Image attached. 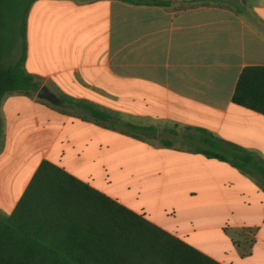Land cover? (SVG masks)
Returning a JSON list of instances; mask_svg holds the SVG:
<instances>
[{
    "label": "crops",
    "instance_id": "obj_1",
    "mask_svg": "<svg viewBox=\"0 0 264 264\" xmlns=\"http://www.w3.org/2000/svg\"><path fill=\"white\" fill-rule=\"evenodd\" d=\"M175 1L165 8L36 0L27 18L25 70L59 99L91 101L123 122L203 128L264 159V115L232 102L243 69L264 66V0L249 10L239 0ZM49 103L13 92L0 104V216L13 212L43 160L128 207L107 192L112 176L127 167L130 187L136 181L163 193L171 181L189 203L190 227L137 213L221 264H264V179Z\"/></svg>",
    "mask_w": 264,
    "mask_h": 264
},
{
    "label": "trees",
    "instance_id": "obj_2",
    "mask_svg": "<svg viewBox=\"0 0 264 264\" xmlns=\"http://www.w3.org/2000/svg\"><path fill=\"white\" fill-rule=\"evenodd\" d=\"M36 0H0L4 14L20 11L21 52L9 66L8 41L0 38V104L5 95H36L39 82L25 70L26 25ZM136 5L172 7L175 0H121ZM191 4H225L230 1L185 0ZM61 105L83 110L96 121H111L124 133L159 138L165 147L175 142L158 137V127L123 122L118 112L85 99L61 95ZM232 102L264 115V66H248L241 72ZM177 127V126H176ZM178 134L174 128L167 129ZM184 145L193 153L229 163L243 173L264 179V159L255 152L198 127H187ZM2 130L0 126V148ZM0 264H221L124 204L63 168L43 160L22 197L8 216H0Z\"/></svg>",
    "mask_w": 264,
    "mask_h": 264
},
{
    "label": "rangeland",
    "instance_id": "obj_3",
    "mask_svg": "<svg viewBox=\"0 0 264 264\" xmlns=\"http://www.w3.org/2000/svg\"><path fill=\"white\" fill-rule=\"evenodd\" d=\"M254 2L255 0H239V4L244 6L247 10L250 9ZM21 27L22 17L20 11L9 15L4 14L0 20V38H5L9 46L13 48V53L9 54L10 56L3 61L4 66L11 65L20 56ZM145 124L148 123L145 122ZM170 128L176 129L178 134H172L167 130ZM186 132V129H178L176 126H158V137L168 138L174 141L176 145L180 146L184 145V134ZM126 169L128 173H130V168L126 167ZM127 171L124 168V170L119 171L117 175L112 176V183L108 186L107 192L121 197L128 207L135 212L145 213L147 216H150L151 219L161 224L163 223L170 227L181 225L182 229L185 230L190 227L189 222L184 221L186 216L188 217L190 214L189 203L182 197H178L174 194L170 186L171 181H168L167 185L163 187V193H160L156 188H148L147 184L140 185V183L136 181H131L133 184L130 187V181H127ZM173 211L176 212L177 219L174 218ZM198 213L202 215L205 214V212L199 211Z\"/></svg>",
    "mask_w": 264,
    "mask_h": 264
},
{
    "label": "water",
    "instance_id": "obj_4",
    "mask_svg": "<svg viewBox=\"0 0 264 264\" xmlns=\"http://www.w3.org/2000/svg\"><path fill=\"white\" fill-rule=\"evenodd\" d=\"M37 96L40 98V99H44V100H47L49 101L50 103L52 104H60L61 103V100L53 93H51L49 91V89L47 87H41L37 93Z\"/></svg>",
    "mask_w": 264,
    "mask_h": 264
}]
</instances>
